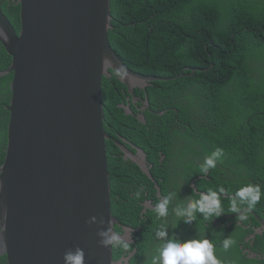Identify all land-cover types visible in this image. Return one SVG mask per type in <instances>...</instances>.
<instances>
[{
	"label": "water",
	"instance_id": "95a60500",
	"mask_svg": "<svg viewBox=\"0 0 264 264\" xmlns=\"http://www.w3.org/2000/svg\"><path fill=\"white\" fill-rule=\"evenodd\" d=\"M18 4L20 32L0 10V44L12 58L0 77L13 73L9 143L0 166V258L63 264L64 253L79 247L85 264H128L126 258L115 261L114 248L100 247L96 235L101 220L103 227L109 220L120 227L112 210L103 80L114 71L135 97L151 82L192 76L197 69L172 77L130 70L110 42L112 0ZM120 108L134 116L130 106ZM138 120L145 122L144 116ZM118 145L152 180L146 154ZM91 216L96 225L86 223Z\"/></svg>",
	"mask_w": 264,
	"mask_h": 264
},
{
	"label": "trees",
	"instance_id": "16d2710c",
	"mask_svg": "<svg viewBox=\"0 0 264 264\" xmlns=\"http://www.w3.org/2000/svg\"><path fill=\"white\" fill-rule=\"evenodd\" d=\"M111 9L110 42L130 70L143 76L172 77L197 69L192 76L151 82L144 94L141 89L134 91L147 95L155 111L165 110L162 115H152L157 122L146 132L147 138L134 140L148 153L147 145H155L151 160L155 167L160 159L157 152L168 156L175 136L183 133L202 149L195 152V142L181 149L183 159L190 158L191 151L199 156L198 161L195 158L187 165L185 173L194 198L209 188L224 187L228 194H234L247 183L259 184L264 190V0H112ZM10 17L20 30L19 8ZM11 62L0 45V71L7 70ZM111 73L113 77L103 80L105 121L112 120L119 133L128 138L124 129L140 120L120 108L129 96L128 89L114 71ZM12 80L13 74L0 78V166L5 163L8 147L11 113L7 107L12 102ZM217 147L224 150L222 162L209 171L211 181L201 179L204 175L198 167ZM107 151L113 214L131 226L127 222L134 211L131 207L120 215L114 212L117 191L119 183L136 178L142 171L130 159L116 156L117 147L111 141H107ZM153 172L155 179H163L159 184L165 192L169 173L166 168ZM147 179L144 174L143 184L152 189ZM130 196L125 190L122 201L129 200L134 206ZM222 202L229 206L227 197H222ZM261 210L262 214L264 197ZM0 264H8L7 257H1Z\"/></svg>",
	"mask_w": 264,
	"mask_h": 264
},
{
	"label": "flooded vegetation",
	"instance_id": "af4514ba",
	"mask_svg": "<svg viewBox=\"0 0 264 264\" xmlns=\"http://www.w3.org/2000/svg\"><path fill=\"white\" fill-rule=\"evenodd\" d=\"M7 3L8 2H6V0H0V6H4ZM146 89H142L140 91L144 94ZM146 100L148 101L147 95L135 94V97H131L129 94V96H127L126 103H123L127 106H130L136 117L144 116L145 118L144 123L139 122L138 124L129 128H123L124 134L127 135L128 138L123 137L119 133V128L114 125L112 120L105 121V130L110 137L109 141H111L117 147V152H114L116 156L123 155L125 157V153L118 145L120 143L135 155H138L139 150L143 151L146 154L145 162L147 164V169H149L151 173H154L153 171L161 173L165 168L167 173H169L166 191L164 192L161 185L159 184V181L163 182V179L158 177L155 179L152 176L151 180L147 176L146 172H144L140 166L130 159L138 166L139 170L142 171V174H138L136 178H132L131 180H124L122 183H119L121 188L120 191H117V207L114 212L120 215L121 211H125L127 207H131L134 211H132L127 216V222L131 226L124 225L120 222V220L117 219L120 223V227L116 228L124 230V228L129 227L131 230H133V244L134 248L136 249L134 257L136 259L135 264H146L145 257L149 256L151 253V249L154 244L153 229L159 223V221H156L151 209L153 208L154 204L158 202V197L160 195L166 194L169 191H175L178 185H182L185 192L184 196L181 198L185 199L189 197L191 193L188 189L186 184L187 181L185 179L186 167L189 163L194 162L195 158L197 161L199 159L198 157H193L192 159L182 158L181 147H176L178 145L186 146L187 139L184 137L183 133H181L175 136L177 138L176 143L175 145L171 146V153H169L168 156L163 155L161 151L157 152V154L160 156V159L159 166L155 167V165L151 162V160L154 158L152 153L155 150V145H147L149 150L148 153L146 147L140 146V144L134 141L137 138H147L148 134L146 132L152 126L155 127L157 122V119L152 117V115H158L157 113L161 112L155 111L149 101V106L146 107ZM163 111L165 113V110ZM139 158L142 159V156L139 155ZM144 174L146 178H148L147 184H149L148 181L151 182L152 189L147 188V185L143 184ZM210 178V172L207 176L201 177V179H208L211 181ZM174 185H176V188H173ZM193 187L197 189L196 182H194ZM130 188L133 191H131ZM261 188L263 190V186H261ZM125 190L131 192L130 198L135 202L134 206L129 205V200L122 201V194ZM137 191H142L140 199L135 198V193ZM177 196L180 198V193H177ZM262 200L250 210H247L245 206L244 210L247 211V219L244 221L236 219V216L239 214H233L230 212L229 206L222 202L224 214H222L219 218L213 220L212 222L204 220V226H201L200 219H202V217L200 218V216H198L197 220L193 222V224L184 225L181 223L174 231L179 233V236L182 240L193 239L195 237L201 238L206 235L208 239L217 244L216 255L221 260L222 264H264V212L261 214L263 211L261 210ZM150 218H152V221H150ZM168 222L169 225L175 222V217L171 215V213L169 215ZM137 224H139L138 227H134ZM229 235H231L236 241V244L227 252H225L222 250V248H220L218 242ZM113 253L115 261H119L124 257V254L119 249L115 250L114 248Z\"/></svg>",
	"mask_w": 264,
	"mask_h": 264
},
{
	"label": "clouds",
	"instance_id": "9594fccd",
	"mask_svg": "<svg viewBox=\"0 0 264 264\" xmlns=\"http://www.w3.org/2000/svg\"><path fill=\"white\" fill-rule=\"evenodd\" d=\"M6 2L9 4L0 6V10L8 17L16 31L20 32L21 23L20 30H18L10 16L16 8H19L20 14L21 6L18 4V0H6ZM3 36V30L0 29V37ZM10 87L12 91L11 84ZM9 107H7L8 111ZM223 155L224 150L217 147L211 154L204 157L203 162L198 167L199 172L207 176L210 170L215 169L217 164L222 162ZM141 195L142 191H137L135 198L140 199ZM224 196H227L229 211L233 214H239L236 216V219L244 221L247 219V211L244 210L245 206L247 210H250L258 204L262 197H264V190H262L259 184L247 183L238 188L234 194H228L224 187H219L216 190L209 188L205 192H198L195 194L196 198L191 193L189 197L183 200L179 199L175 191H169L166 194L160 195L158 202L151 209L156 221H159V223L153 229L154 244L150 255L145 257L146 264H222L216 255L217 244L208 239L206 235L201 238L195 237L193 239L182 240L179 233L174 230L181 223L184 225L193 224L197 220L198 214L205 221L212 222L219 218L224 214L222 206V197ZM170 213L175 217V222L171 225L168 222ZM86 223L88 225H96L97 216L89 217ZM100 225L101 230H98L96 233L99 246L108 249H119L128 260V264H134L136 249L133 244V230L125 232L123 229H117L113 226L111 220L108 221L106 227L102 226V220L100 221ZM218 243L220 248L227 252L236 244V241L229 235ZM63 264H85L84 250L79 247L67 250L63 255Z\"/></svg>",
	"mask_w": 264,
	"mask_h": 264
},
{
	"label": "rangeland",
	"instance_id": "374dc122",
	"mask_svg": "<svg viewBox=\"0 0 264 264\" xmlns=\"http://www.w3.org/2000/svg\"><path fill=\"white\" fill-rule=\"evenodd\" d=\"M185 138H187V137H185ZM192 142H195V145L193 146V150L195 151V152H197V151H201L202 149L199 147V145L196 143V140L195 139H188L187 140V147H188V144H192ZM181 147V149H183L184 147H186V146H180ZM189 148H190V146H189ZM191 151V150H190ZM190 155V158L192 159L193 157H199V156H196V153H194L193 151H191V154H189ZM176 192L177 193H180V198L179 199H181V200H183V198H181V197H183L184 196V194H185V192H184V189H183V186L182 185H178V187H177V189H176Z\"/></svg>",
	"mask_w": 264,
	"mask_h": 264
},
{
	"label": "bare ground",
	"instance_id": "6f19581e",
	"mask_svg": "<svg viewBox=\"0 0 264 264\" xmlns=\"http://www.w3.org/2000/svg\"><path fill=\"white\" fill-rule=\"evenodd\" d=\"M129 92V91H128ZM126 228H129V227H126Z\"/></svg>",
	"mask_w": 264,
	"mask_h": 264
}]
</instances>
